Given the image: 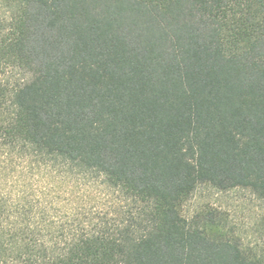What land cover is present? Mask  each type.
<instances>
[{
    "label": "trees",
    "instance_id": "1",
    "mask_svg": "<svg viewBox=\"0 0 264 264\" xmlns=\"http://www.w3.org/2000/svg\"><path fill=\"white\" fill-rule=\"evenodd\" d=\"M0 8V264H264L225 213L185 214L202 187L264 201V0ZM58 166L104 208L40 185Z\"/></svg>",
    "mask_w": 264,
    "mask_h": 264
},
{
    "label": "rangeland",
    "instance_id": "2",
    "mask_svg": "<svg viewBox=\"0 0 264 264\" xmlns=\"http://www.w3.org/2000/svg\"><path fill=\"white\" fill-rule=\"evenodd\" d=\"M0 15H3L1 8ZM59 171L58 166L56 171L52 172L53 174L46 175L42 179L37 178L40 181L39 184L49 189L53 186L55 193L59 194V201L64 199L71 201L78 210L83 207L89 211L96 205L100 207L99 209L104 208L107 202L105 200L108 199L105 194L112 193V191H108L103 186L101 179L77 177L67 173V169L61 174H58ZM42 175L44 174L40 176ZM205 207L225 213L229 222L238 230L244 244L264 248V201L258 199L249 190L236 189L218 192L209 187H202L187 203L185 214L191 215Z\"/></svg>",
    "mask_w": 264,
    "mask_h": 264
}]
</instances>
